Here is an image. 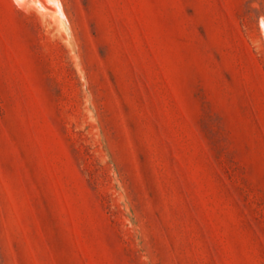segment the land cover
I'll return each mask as SVG.
<instances>
[{
  "label": "rangeland",
  "instance_id": "374dc122",
  "mask_svg": "<svg viewBox=\"0 0 264 264\" xmlns=\"http://www.w3.org/2000/svg\"><path fill=\"white\" fill-rule=\"evenodd\" d=\"M0 264H264V0H0Z\"/></svg>",
  "mask_w": 264,
  "mask_h": 264
}]
</instances>
